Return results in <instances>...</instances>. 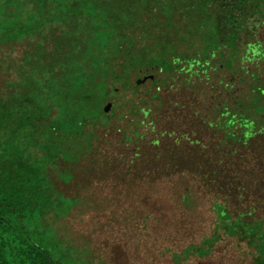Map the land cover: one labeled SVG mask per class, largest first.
<instances>
[{
    "label": "rangeland",
    "instance_id": "obj_1",
    "mask_svg": "<svg viewBox=\"0 0 264 264\" xmlns=\"http://www.w3.org/2000/svg\"><path fill=\"white\" fill-rule=\"evenodd\" d=\"M262 9L264 21V4ZM202 11L197 9L198 13L191 17L178 12L174 17L176 30L170 29V36L176 39L178 58H182L180 54L196 58L195 54L204 49L208 56L215 52L207 58L208 65L196 68L194 86L175 92L164 90L159 81L160 90L153 86L159 102L151 101L143 97L151 85L148 79L131 92L138 69L134 70L126 87L116 83V95L103 100L102 108L106 104L116 106L107 113V123L84 125V131L91 135L87 145V138L80 142L81 138L69 133L80 128L70 124L76 114L71 111L69 100L59 101L58 83L52 81L62 75H52L50 70L44 74L37 67L39 62L44 63L52 45L56 46V31L44 40L45 56L41 57L35 52V39L5 43L3 27L10 17L0 10V92L7 91L0 98V149L9 152L15 148L21 158L27 157L26 149L32 151V159L26 162L40 171L46 170L58 204L52 210L72 207L73 200H77L65 216L48 211L41 223L44 228H54L71 252L79 253L84 264H174L172 252H180L190 244L200 245L205 237H212L218 204L229 214L228 222L238 215L247 223L264 222V96L258 102L261 107L254 110L262 132L245 144H222L221 132L204 122L205 113L224 100L225 78H231L238 88V99L248 98L253 85L264 86V55L255 63L251 61L244 53L242 39L235 48L232 65L238 71L219 68L218 64L222 60L225 63V56L232 52L225 47H209L203 26L196 24L202 21ZM252 27H256L255 37L264 45V23ZM57 52L54 50L53 55ZM238 59L246 73L239 70ZM122 61L117 55L110 58L109 64L118 71ZM5 63H11L9 69L3 68ZM53 65L51 59V70ZM178 66L185 68L187 63L181 60ZM32 71L41 83L25 99L13 87L15 79L25 78ZM154 72L155 79L169 77L164 71ZM253 75L259 76L257 82L251 78ZM239 78H244V83L236 81ZM220 79L223 82L218 83ZM5 81L9 84L4 86ZM105 81L108 87L112 86L110 76ZM143 99L151 112L146 117L140 112L131 115L128 101L138 104ZM119 101L123 103L121 107L117 105ZM51 107L56 110L49 113ZM137 107L139 111L140 105ZM210 115L209 119L214 120ZM148 121L152 122L153 132ZM135 131L140 137H135ZM217 234L220 238L207 254L192 253L181 264H264V255L249 244L247 237L224 233L221 228Z\"/></svg>",
    "mask_w": 264,
    "mask_h": 264
},
{
    "label": "trees",
    "instance_id": "obj_2",
    "mask_svg": "<svg viewBox=\"0 0 264 264\" xmlns=\"http://www.w3.org/2000/svg\"><path fill=\"white\" fill-rule=\"evenodd\" d=\"M263 4L264 0H0V10L4 16L10 17L2 30L7 37L5 43L35 39V52L41 57L45 56L44 40L56 31L57 36L53 40L56 46L52 45L46 60L43 59L45 64L39 62L37 67L44 74L50 70L52 75H62L52 81L58 83L59 101L69 100L71 111L76 114L70 119V124L80 128V131L70 130L69 133L81 138L80 142L87 138L86 144L89 145L91 135L84 131V125L87 122L107 123V114L101 106L103 100L112 98L115 91L117 93L116 83L126 87L134 70L138 69L135 82L142 75L154 73L155 77L154 70H161L169 77L156 79L157 83L160 81L164 84L167 81L169 86H174L178 84L175 79H181L189 86L193 81L192 76L198 73L196 68L209 64L207 58L213 57L215 52L208 56L205 49L201 53L197 52L196 58H189L186 54H180L182 58L175 56L176 39L170 36V29L176 30L174 17L178 12L191 17L192 13H198L197 9L203 10L202 21L196 24L203 26L204 39L209 42L210 48L231 49L232 53L225 56V63L222 60L218 66L235 72L238 71L232 67L235 48L241 45L242 39L244 53L249 55L251 61L255 63L264 55V45L255 37L256 27L251 28L253 24L258 26L264 23L261 17ZM180 38L183 39L184 35ZM57 49L59 52L54 56L53 51ZM254 52L258 54L254 55ZM61 53H65V56ZM117 55L123 60L118 71L113 70L109 64L110 58ZM51 59L53 70L49 66ZM181 60L186 61L187 67L178 66ZM238 62L239 70L246 73L242 61ZM9 64L5 63L3 68L9 69ZM106 76H110L111 87L105 81ZM251 78L255 82L259 80L258 75ZM9 81H5L4 86ZM15 81L13 90L19 91L25 99L41 83L33 71L27 77ZM236 81L244 83V78ZM220 82L223 80L220 79ZM222 86L224 100L218 101L214 110L205 113L204 122L212 130L221 132L222 144H245L250 137L260 135L263 129L254 110L261 107L258 102L264 96V86L253 85L245 100L237 98L238 88L231 78H225ZM137 88L134 83L131 92H136ZM6 92L1 90L0 98ZM154 94L159 98L158 93ZM152 98L148 97L151 101L158 100ZM122 104L120 101L117 103L118 107ZM2 105L0 101V109ZM128 105L131 115L140 112L145 117L150 113L140 102L137 104L132 100L128 101ZM137 105H140L139 111ZM158 106L161 105L157 103ZM53 109L51 107L49 113ZM210 114L214 120L209 119ZM2 116L0 111V119ZM4 149H0V264H84L79 253L71 252L54 228H44L41 223L48 211L56 216H65L78 203L77 200H73L72 207L52 210L58 204L45 176L46 170L40 171L26 162L32 159V151L26 149L27 157L21 158L17 156L15 148L11 147L9 152ZM216 210L217 223L212 237H205L200 245L190 244L180 252H172L174 264L185 262L192 253L207 254L214 242L219 240L217 229L220 228L224 233L226 231L228 234H240L241 238L247 237L249 244L264 255V222L247 223L242 221L241 215L228 222L230 216L223 207L218 204Z\"/></svg>",
    "mask_w": 264,
    "mask_h": 264
},
{
    "label": "flooded vegetation",
    "instance_id": "obj_3",
    "mask_svg": "<svg viewBox=\"0 0 264 264\" xmlns=\"http://www.w3.org/2000/svg\"><path fill=\"white\" fill-rule=\"evenodd\" d=\"M146 79H148L151 83V85H149L146 89H145V91H144V97L145 98H148L149 96H151V97H153L152 98V100H155V99H158V97H155V94H154V91H153V86H155L156 87V90H160V86L158 85L157 86V80L155 79V77L153 76V74H148V75H142V77L140 78V82H139V84H142ZM175 81L178 83L177 85H176V87H174L172 84L169 86V84H168V82L166 81V82H164V84H163V87H164V90H168V88H170V89H173L175 92L176 91H178L179 89H181V87L182 88H187V87H190V88H192L193 86H194V84H193V81L191 82V85H187V84H184L183 82H182V80L181 79H175ZM113 95H116V91L114 92V94ZM119 96H121L120 94L118 95V97ZM176 97V96H175ZM140 103H142V105L144 106V105H147V101L146 100H141L140 101ZM160 105H161V102L159 103ZM106 105H108V104H106ZM106 105H104L105 107H106ZM104 107V108H105ZM113 107H116L115 105H111V104H109V108H108V106H107V111L105 112L106 114L107 113H111L112 111V109H113ZM104 108H102L103 110H104ZM150 112H151V109L152 108H150V107H148V105H147V107H146ZM155 110V109H154ZM148 114L149 113H147L146 115H145V117L146 116H148ZM147 125H150L151 126V131L153 132L154 131V127H153V125H152V122L151 121H148V123H147ZM191 132H193V129L192 130H190V134H191ZM139 135V134H138ZM138 135L136 134V131H135V137H138ZM128 141H129V139H128ZM191 142H192V140H191ZM195 142H198V141H195Z\"/></svg>",
    "mask_w": 264,
    "mask_h": 264
},
{
    "label": "water",
    "instance_id": "obj_4",
    "mask_svg": "<svg viewBox=\"0 0 264 264\" xmlns=\"http://www.w3.org/2000/svg\"><path fill=\"white\" fill-rule=\"evenodd\" d=\"M139 82H140V79L138 78V79L136 80V82H135V86H136V87L139 85ZM107 106H108V108H109V104L106 105V107L104 108V112L107 111V109H108Z\"/></svg>",
    "mask_w": 264,
    "mask_h": 264
}]
</instances>
